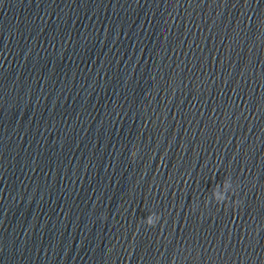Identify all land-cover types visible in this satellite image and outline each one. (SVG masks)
I'll return each instance as SVG.
<instances>
[{
	"label": "water",
	"instance_id": "water-1",
	"mask_svg": "<svg viewBox=\"0 0 264 264\" xmlns=\"http://www.w3.org/2000/svg\"><path fill=\"white\" fill-rule=\"evenodd\" d=\"M260 176L264 0H0V264Z\"/></svg>",
	"mask_w": 264,
	"mask_h": 264
},
{
	"label": "clouds",
	"instance_id": "clouds-1",
	"mask_svg": "<svg viewBox=\"0 0 264 264\" xmlns=\"http://www.w3.org/2000/svg\"><path fill=\"white\" fill-rule=\"evenodd\" d=\"M133 154H134V153H133ZM148 223H149V224H151V223H152L151 219H149Z\"/></svg>",
	"mask_w": 264,
	"mask_h": 264
}]
</instances>
